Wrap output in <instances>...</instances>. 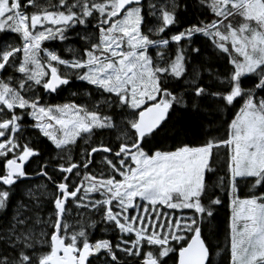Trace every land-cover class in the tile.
Returning a JSON list of instances; mask_svg holds the SVG:
<instances>
[{"label": "snow or ice", "instance_id": "snow-or-ice-1", "mask_svg": "<svg viewBox=\"0 0 264 264\" xmlns=\"http://www.w3.org/2000/svg\"><path fill=\"white\" fill-rule=\"evenodd\" d=\"M214 256L264 264V0H0V264Z\"/></svg>", "mask_w": 264, "mask_h": 264}, {"label": "trees", "instance_id": "trees-1", "mask_svg": "<svg viewBox=\"0 0 264 264\" xmlns=\"http://www.w3.org/2000/svg\"><path fill=\"white\" fill-rule=\"evenodd\" d=\"M196 16L193 15V12L190 10L187 15L181 17L182 24L187 25L189 23L195 22ZM78 40H76L77 42ZM199 43V41H198ZM49 47L50 45L47 44ZM63 55V53H62ZM84 87L82 83L74 82L69 90L61 92L58 96H53L52 101L54 103L65 101L69 98L70 90H75ZM45 151H50L51 147L45 141L44 145ZM29 171H32V168H29ZM39 183H43V181H39ZM24 189V185H21V191H18L16 195L13 197V200L22 198V191ZM227 203V202H226ZM229 214V209L227 206L220 207L218 210V214L216 216V220L213 222L212 227L206 232V238L210 241V243L215 246L217 244H222L224 241V229L227 221V217ZM216 264H226V262L222 259L221 256H214L213 257Z\"/></svg>", "mask_w": 264, "mask_h": 264}, {"label": "flooded vegetation", "instance_id": "flooded-vegetation-1", "mask_svg": "<svg viewBox=\"0 0 264 264\" xmlns=\"http://www.w3.org/2000/svg\"><path fill=\"white\" fill-rule=\"evenodd\" d=\"M69 43L79 46V41L76 42V40L75 41H70ZM49 45H50V47L58 48L57 42H52ZM46 46H48V45L46 44Z\"/></svg>", "mask_w": 264, "mask_h": 264}, {"label": "rangeland", "instance_id": "rangeland-1", "mask_svg": "<svg viewBox=\"0 0 264 264\" xmlns=\"http://www.w3.org/2000/svg\"><path fill=\"white\" fill-rule=\"evenodd\" d=\"M58 48H61L62 46L57 42ZM73 45V44H72ZM73 46H77V45H73ZM64 54V53H63Z\"/></svg>", "mask_w": 264, "mask_h": 264}]
</instances>
